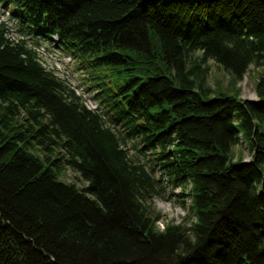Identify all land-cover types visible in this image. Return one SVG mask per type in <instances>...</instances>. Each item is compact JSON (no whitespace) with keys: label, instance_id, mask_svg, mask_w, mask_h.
Here are the masks:
<instances>
[{"label":"trees","instance_id":"obj_1","mask_svg":"<svg viewBox=\"0 0 264 264\" xmlns=\"http://www.w3.org/2000/svg\"><path fill=\"white\" fill-rule=\"evenodd\" d=\"M0 6L21 33L0 20V264H264V0ZM42 39L96 108L43 66ZM250 66L253 100L233 89ZM166 188L189 221L159 229Z\"/></svg>","mask_w":264,"mask_h":264},{"label":"rangeland","instance_id":"obj_2","mask_svg":"<svg viewBox=\"0 0 264 264\" xmlns=\"http://www.w3.org/2000/svg\"><path fill=\"white\" fill-rule=\"evenodd\" d=\"M1 11L0 6V20H6L13 37L20 38L21 33L17 31V26L10 18L9 13L3 10L4 14H2ZM33 45L35 46L36 44ZM37 45H39V49H36L41 56V61L46 65L52 66L60 77L65 78L73 86H79L76 90L79 93H83V98L88 105L91 106L94 104L98 106L97 102L93 99L92 93L85 90L86 84L83 80V74L76 71L75 63L71 57L45 39L40 40ZM257 73L258 69L254 66H250L248 72L243 76V78L235 84L233 83V89L237 88L239 90V96L241 98L251 100L256 99L254 85ZM207 80L214 88H217L218 86L225 87L230 83V76L213 60H209L207 62ZM233 154L235 159L244 158L245 160H248L251 155L244 143L235 146L233 148ZM64 180L66 182L74 180L78 185H82L81 180H78L76 178V174L70 169L66 170ZM179 192V189L171 190L170 188H166L163 196L156 197L152 200V207L160 215L159 219L156 220V224L159 229H163V227L170 222L184 224L189 221L187 211V204L189 201L181 196ZM183 200H185L184 203Z\"/></svg>","mask_w":264,"mask_h":264},{"label":"bare ground","instance_id":"obj_3","mask_svg":"<svg viewBox=\"0 0 264 264\" xmlns=\"http://www.w3.org/2000/svg\"><path fill=\"white\" fill-rule=\"evenodd\" d=\"M37 45V44H36ZM33 46V49L36 51V53H37V56H38V58H39V60H40V62L43 64V66H47L49 69H52L53 67L52 66H49V65H46L44 62H42L41 61V56L39 55V53H38V51H37V49L36 48H38L39 49V45H37V46ZM54 70V69H53ZM55 71V70H54ZM57 73V72H56ZM76 90V89H75ZM77 91V90H76ZM80 94V96L83 98V93H79ZM83 100H84V98H83ZM84 104L86 105V106H90V105H88V103L84 100ZM92 104V103H91ZM97 106L96 105H94V104H92L90 107H88V108H96Z\"/></svg>","mask_w":264,"mask_h":264},{"label":"built area","instance_id":"obj_4","mask_svg":"<svg viewBox=\"0 0 264 264\" xmlns=\"http://www.w3.org/2000/svg\"><path fill=\"white\" fill-rule=\"evenodd\" d=\"M78 94H79V92L78 91H76ZM80 95V94H79ZM87 107H90V106H87Z\"/></svg>","mask_w":264,"mask_h":264}]
</instances>
